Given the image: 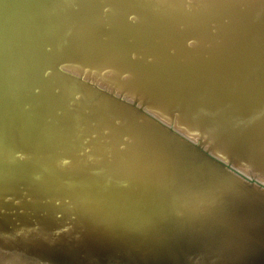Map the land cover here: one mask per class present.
<instances>
[{
  "label": "water",
  "instance_id": "1",
  "mask_svg": "<svg viewBox=\"0 0 264 264\" xmlns=\"http://www.w3.org/2000/svg\"><path fill=\"white\" fill-rule=\"evenodd\" d=\"M5 248L264 264V0H0Z\"/></svg>",
  "mask_w": 264,
  "mask_h": 264
},
{
  "label": "snow or ice",
  "instance_id": "2",
  "mask_svg": "<svg viewBox=\"0 0 264 264\" xmlns=\"http://www.w3.org/2000/svg\"><path fill=\"white\" fill-rule=\"evenodd\" d=\"M0 252L3 253V255H0V264H11V262L7 259V257L10 255L8 250L5 249H0Z\"/></svg>",
  "mask_w": 264,
  "mask_h": 264
}]
</instances>
